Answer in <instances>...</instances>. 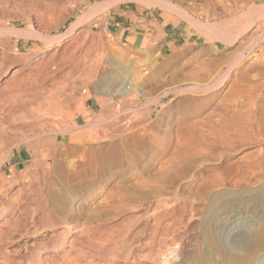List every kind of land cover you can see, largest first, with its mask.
Here are the masks:
<instances>
[{
  "label": "rangeland",
  "instance_id": "rangeland-1",
  "mask_svg": "<svg viewBox=\"0 0 264 264\" xmlns=\"http://www.w3.org/2000/svg\"><path fill=\"white\" fill-rule=\"evenodd\" d=\"M118 3L197 37L111 90ZM3 179L0 264H264V0H0Z\"/></svg>",
  "mask_w": 264,
  "mask_h": 264
},
{
  "label": "crops",
  "instance_id": "crops-1",
  "mask_svg": "<svg viewBox=\"0 0 264 264\" xmlns=\"http://www.w3.org/2000/svg\"><path fill=\"white\" fill-rule=\"evenodd\" d=\"M100 26L107 40L113 46L120 48V57L116 59L118 76L108 78L106 82L101 83L103 88L111 90L125 85L124 79L119 75L126 67L131 72L143 67L156 72H164V74L167 73V69L171 71L174 58L176 60L181 58L173 56V52L197 37L196 32L186 24L166 20L165 16L154 10L120 3L108 8L102 17ZM119 92L114 91L111 95L102 96L95 93L90 94L83 101L81 110L75 114L74 125L79 126L81 121L86 124L87 117L96 118L98 114L109 113L110 99L121 97ZM103 104L105 107L102 111ZM18 163V161L15 162V164Z\"/></svg>",
  "mask_w": 264,
  "mask_h": 264
},
{
  "label": "bare ground",
  "instance_id": "bare-ground-1",
  "mask_svg": "<svg viewBox=\"0 0 264 264\" xmlns=\"http://www.w3.org/2000/svg\"><path fill=\"white\" fill-rule=\"evenodd\" d=\"M261 9V8H260ZM255 10V9H254ZM263 10V7H262V9L260 10V11H262ZM260 11H258V13H260ZM255 12V11H254ZM257 14V13H256ZM255 15V14H254ZM259 15V14H258ZM253 16V15H252ZM254 17V16H253ZM257 17V16H256ZM253 19V18H252ZM83 20V19H82ZM253 21V20H252ZM250 22V21H249ZM74 25V24H73ZM225 28V27H224ZM20 34H17V36L18 35H20V36H25V34H23V33H21V32H19ZM65 34H67V33H65ZM31 36V35H30ZM225 37V36H224ZM227 38H228V36H227ZM57 39V38H56ZM62 39V38H61ZM61 39H59V40H61ZM232 38H230V40H231ZM58 40V39H57ZM93 40V39H92ZM233 40V39H232ZM96 64V63H95ZM116 74V73H115ZM94 75H96V74H94ZM121 91H125L126 90V88L125 87H123V88H121L120 89ZM55 96H57V95H55ZM60 96V95H59ZM103 111V110H102ZM104 113V112H103ZM51 117V116H50ZM35 152V151H34ZM35 155V154H34ZM13 178L11 179V184L12 183H14V182H16V180H17V176H16V174L14 173L13 175ZM33 177V176H32ZM2 179V178H1ZM33 180V179H32ZM35 185V184H34ZM37 185V184H36ZM36 188V187H35ZM20 189V188H19ZM263 189H264V187H263ZM9 190H10V183H8V182H5V179H3V180H1V182H0V194L2 193L4 196H6V194H7V192H9ZM6 193V194H5ZM263 216V221L261 220V225L260 226H258V227H260L259 228V231H260V233L259 232H255L256 234H255V237L254 238H259L257 235H259V234H261V235H264V214H262ZM11 217V216H10ZM7 220V219H6ZM16 221V220H15ZM248 222V221H247ZM251 224V223H250ZM249 225V224H248ZM247 225V226H248ZM243 226V225H242ZM69 231H71V230H68V228H67V233L69 232ZM225 231V230H224ZM232 232V231H231ZM225 233H227V232H224V234ZM232 235H234L233 233L230 235V232H228L227 233V235L225 236L226 237V240H228L230 243H231V245L232 246H234L233 248H236V249H238V250H240V249H244V250H246V249H248L249 248V246H250V244H247L246 242H242V241H237V242H235V240H232ZM237 235V234H236ZM64 238V237H63ZM71 238H73V237H71ZM77 238V237H76ZM87 238V237H86ZM224 238V237H223ZM236 238V237H235ZM106 239V238H105ZM256 239V240H257ZM74 239H72V241H73ZM76 240V239H75ZM88 240V239H87ZM260 240V239H259ZM72 241H71V239H70V241H68L69 243H72ZM224 242H225V240H223ZM227 242V241H226ZM99 250V249H98ZM68 253V252H67ZM76 258V257H75ZM233 259H235V258H233ZM68 263V262H67Z\"/></svg>",
  "mask_w": 264,
  "mask_h": 264
}]
</instances>
